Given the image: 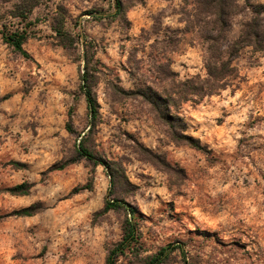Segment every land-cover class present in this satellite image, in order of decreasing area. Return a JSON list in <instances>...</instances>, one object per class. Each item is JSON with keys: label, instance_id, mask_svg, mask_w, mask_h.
<instances>
[{"label": "rangeland", "instance_id": "374dc122", "mask_svg": "<svg viewBox=\"0 0 264 264\" xmlns=\"http://www.w3.org/2000/svg\"><path fill=\"white\" fill-rule=\"evenodd\" d=\"M120 1L121 12L115 0H42L26 59L3 39L5 26H24L12 16L18 0H0V264H106L128 216L102 213L112 198L136 210L141 235L139 255L122 264L170 244L191 264H264V50L241 49L213 94L187 92L184 83L209 78L202 33L213 18L200 24L198 0ZM259 4L236 5L229 42ZM84 38L95 55V123L80 90ZM144 95L169 100L164 111L202 149L174 141L169 124L182 122ZM83 138L116 170L115 186L104 166L78 159ZM23 184L28 194L9 191ZM30 206L35 215L15 214ZM165 264L184 257L176 250Z\"/></svg>", "mask_w": 264, "mask_h": 264}, {"label": "trees", "instance_id": "16d2710c", "mask_svg": "<svg viewBox=\"0 0 264 264\" xmlns=\"http://www.w3.org/2000/svg\"><path fill=\"white\" fill-rule=\"evenodd\" d=\"M115 1L118 12H121V1ZM241 1L248 2L250 0H198L200 24H206L204 16L207 14L213 18V20H211V27L204 26L202 33V38L207 43L206 68L209 78L202 86H200V88L194 87L195 84L193 81L184 83L183 85L187 88V92L194 91V93H197L195 91L197 90L199 93L201 91L206 94H213L223 87L224 82L229 77H232L235 74L236 69L232 64L241 49L244 47H253L257 51L264 50V4H259L254 7L252 6L255 16L243 24L241 34L237 40L229 42L227 39V33L230 31L231 27V18L234 15L233 9ZM41 2L42 0H18V3L15 5L14 11L12 12V16L19 19L24 26L15 31H10L9 28L5 26L3 32L5 43L13 47L17 53L26 59L31 58L29 52L24 48L28 39L27 25H31L29 18ZM57 33L59 36H66L63 27L58 29ZM84 45L86 46L84 50V71L81 74L80 90L85 97L92 121L95 123L100 114V105L95 92V55L91 54V51L88 49L93 46L92 43L87 42L85 38ZM145 97L150 99L157 111L162 112L163 117L167 118L169 121L176 122L180 120L182 122L181 124H169V121L166 120V123L170 125V136L174 141L187 142L195 148L202 149L199 142H196L192 137L184 134V131L187 129L186 122L179 117L172 116L169 112L164 111L170 107L169 100H162L158 95ZM72 116L73 111H70L67 130L71 133L74 132ZM77 157L78 159H86L95 165L104 166L111 178V186H115L118 177L116 170H114V168L103 158L97 156L86 145V140L84 138L77 147ZM82 189H85V187L78 188L76 191ZM9 191L13 195H26L30 192V186L28 184H23L13 187ZM111 192L112 191H110V193ZM36 209V206H30L16 211L15 214L29 217L37 213ZM121 209L127 210L128 216H126L122 224L121 240L114 243L109 248L106 264H122L120 263L122 258L129 255L136 257L139 255L141 235L137 223L135 222L136 210L127 202L112 198L106 200L102 213L118 211ZM176 250H179L183 255L185 264H191L186 259L183 246L174 244H170L162 248L156 254L148 256L140 262L133 264H165L170 255Z\"/></svg>", "mask_w": 264, "mask_h": 264}]
</instances>
